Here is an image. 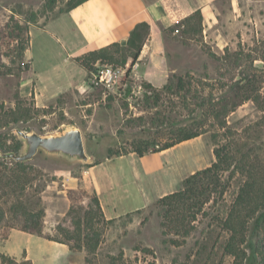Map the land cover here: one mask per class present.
<instances>
[{
	"label": "rangeland",
	"instance_id": "1",
	"mask_svg": "<svg viewBox=\"0 0 264 264\" xmlns=\"http://www.w3.org/2000/svg\"><path fill=\"white\" fill-rule=\"evenodd\" d=\"M69 1L57 0L52 5L50 0H0V104L15 107L16 96L20 95L38 107L33 117L22 124L25 130L35 129L49 134L65 124L75 123L82 129L87 152L96 162L97 159L108 158L110 153L129 150L134 140L148 134L150 118L155 111H169L172 103L169 95L165 94L164 101L154 107L153 92L147 83L143 84V92L133 93L130 79L131 86L122 95L90 86L64 92L46 107L37 106L32 96H23L21 85L25 77H29L30 63L25 55L19 56L21 42L10 39L7 23L13 18L27 28L23 34L30 38L31 25H43L53 19ZM229 8L228 5L223 8L222 27L218 31L206 32L202 24V30L187 32L180 22L164 30L171 70L167 83L176 84L179 76L191 73L208 81L209 85H215L217 90L214 92L219 93V80H216L230 81L239 70L228 61L219 63L214 57L213 54L223 56L227 48L231 53L240 50L250 53L257 58L254 65L264 67L260 52L264 41V0H241L240 5H235L234 11L244 22L239 26L226 22L232 15ZM32 17L36 22L31 21ZM125 56L124 51L116 53V60L105 64L119 66V61ZM9 69H12V74L7 73ZM210 89L211 86L207 87L206 93ZM176 109L182 112L180 103ZM227 120L242 147L252 151L253 156L264 164V111L248 101L230 113ZM214 147L212 131H208L164 152L148 155L146 160L139 161L137 157L132 160V165L144 184H149L153 196L168 194L181 190L187 177L214 162ZM29 162L30 166L23 172L0 161V205L9 208L21 198L32 210L44 208L45 232L55 242L66 241L67 245H72L74 240L69 242L65 231L74 230V219L85 218V213L91 208L90 199L81 192L79 198L71 200L68 195L71 188L65 185L62 170L73 168L71 174L79 176L87 165H65L41 153ZM223 179L229 185L227 191L223 197L213 194L218 202L211 200L206 204L208 213L198 216L193 222L195 229L187 236L174 231L164 232L163 218L155 207L156 201L139 213L123 216L108 224H97L102 236L101 249L95 254L72 249L71 257L67 259L63 252L47 248L49 259L55 255L59 258L58 263L48 260L47 264H232L234 258L227 255L222 247L228 235L217 225L214 217L225 213L245 177L239 173L231 177L230 171H226ZM8 182L11 185L7 186ZM84 188L92 193V189ZM5 200H8L7 204H4ZM92 209L95 211L96 207ZM22 224V218H14L11 212L0 223V264H32L25 260V251L20 249V245L28 240ZM38 264H45V261L40 260Z\"/></svg>",
	"mask_w": 264,
	"mask_h": 264
},
{
	"label": "trees",
	"instance_id": "2",
	"mask_svg": "<svg viewBox=\"0 0 264 264\" xmlns=\"http://www.w3.org/2000/svg\"><path fill=\"white\" fill-rule=\"evenodd\" d=\"M85 1L87 0H70L66 8L54 18ZM56 2L57 0H50L52 5ZM203 20L202 11L197 10L179 22L185 25L187 32H190L202 30ZM31 21L36 22V18L32 17ZM10 22L6 26L9 37L11 40L21 42L18 48L19 56L24 57L30 42V38L23 34L27 28L13 18ZM149 33L150 25L140 23L132 31L128 46L122 47L119 43H114L109 47L86 53L77 60L91 71L107 62H114L116 53L124 51L126 56L119 63L124 65L129 56L135 62ZM261 45L263 48L260 51L261 59L264 60V41ZM133 48L134 51H132ZM213 55L219 63L228 61L234 68H239L236 71V77L230 81L218 78L216 81L219 80V93L214 92L215 85H209L208 81L196 78L191 73L179 76L176 84L167 83L161 88L147 84L153 92L154 107L164 101L165 94H168L171 98V108L166 112L157 109L150 118L148 134L145 137L134 140L129 150L116 154L110 153L108 157L128 152H136L141 157L160 153L212 131L215 141L214 162L187 177L181 190L160 197L155 204L159 215L163 218L162 226L166 230L164 232L174 231L183 236L189 235L195 229L193 222L198 219V216L208 213L205 210L206 204L211 200L218 202L216 197L213 198V194L218 193L220 197H223L227 191L229 185L223 179V173L230 171L231 177L239 173L245 177V180L225 213L216 215L214 221L228 235L222 247L227 255L234 258L232 264H264V164L253 156L252 151L242 147L241 141L238 142L235 137L237 133L235 134L227 120L230 113L248 101H252L264 111V67L254 65L257 58L244 50L231 53L227 48L223 56ZM7 73L12 74V69H9ZM209 86L211 89L206 93ZM30 101L17 95L15 107L0 104V150L19 151L21 149L22 143L14 133V129L18 126L24 129L22 124L28 122L33 117V112L38 110V107L33 106ZM178 103L182 112L176 109ZM0 161L9 163L12 168L23 172L31 164V162L20 163L2 157ZM101 161L97 159L95 164ZM6 185H11V182ZM79 188L70 189L69 197L74 201L82 192L90 199L91 208L85 213L83 220L80 218L73 220L74 230L65 231V235L69 242L74 240V243L70 245L71 250H84L88 255L95 254L102 236L100 228L96 225L101 222L108 224L113 220L105 218L94 190L89 193L82 184ZM7 202L8 200H5L4 204ZM94 206L95 211L92 209ZM7 208L0 205V223L7 213L11 212L14 218H22L23 231L55 240L45 232L44 208L32 210L21 198Z\"/></svg>",
	"mask_w": 264,
	"mask_h": 264
},
{
	"label": "crops",
	"instance_id": "3",
	"mask_svg": "<svg viewBox=\"0 0 264 264\" xmlns=\"http://www.w3.org/2000/svg\"><path fill=\"white\" fill-rule=\"evenodd\" d=\"M240 1L87 0L43 25L30 26V42L25 51L30 63L29 77H25L20 92L23 96H32L37 106L46 107L64 92L90 87L87 82L90 71L77 59L114 43L128 46L132 31L140 23L150 25V33L139 54L135 80L162 87L167 84L171 72L164 30L201 10L206 32L218 31L222 27L223 8L227 5L232 15L226 22L239 26L244 22L233 8L240 5ZM132 60L129 56L127 62ZM148 155L151 154L141 157L136 152H128L108 157L83 167L79 176L71 174L73 168L68 167L62 170L63 180L71 189L82 184L94 190L105 218L114 221L139 213L166 195L164 192L153 196L149 184H144L132 165L133 159L146 160ZM23 233L28 235V240L20 249L25 251V260L32 264L40 260L45 264L48 260L58 263L57 255L48 258L47 248L63 252L67 259L71 257V248L66 243ZM100 249L101 243L98 251Z\"/></svg>",
	"mask_w": 264,
	"mask_h": 264
},
{
	"label": "water",
	"instance_id": "4",
	"mask_svg": "<svg viewBox=\"0 0 264 264\" xmlns=\"http://www.w3.org/2000/svg\"><path fill=\"white\" fill-rule=\"evenodd\" d=\"M14 132L22 143L21 149L0 150V157L27 163L41 153L42 156L65 165L80 163L92 165L95 162L87 152L82 129L75 123L65 124L56 132L49 134H43L35 129L25 130L19 126Z\"/></svg>",
	"mask_w": 264,
	"mask_h": 264
},
{
	"label": "built area",
	"instance_id": "5",
	"mask_svg": "<svg viewBox=\"0 0 264 264\" xmlns=\"http://www.w3.org/2000/svg\"><path fill=\"white\" fill-rule=\"evenodd\" d=\"M139 58V56H138ZM138 58L124 65L114 66L103 64L96 70H91L87 79L88 85L102 88L105 92H113L119 95L125 94L126 90L133 84V93L144 91L142 82L135 80V69L138 66ZM131 80L130 81L128 80Z\"/></svg>",
	"mask_w": 264,
	"mask_h": 264
}]
</instances>
